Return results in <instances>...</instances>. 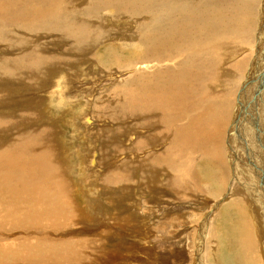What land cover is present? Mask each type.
<instances>
[{
  "label": "rangeland",
  "instance_id": "rangeland-1",
  "mask_svg": "<svg viewBox=\"0 0 264 264\" xmlns=\"http://www.w3.org/2000/svg\"><path fill=\"white\" fill-rule=\"evenodd\" d=\"M69 1H71L70 4L73 5L82 3L84 7L81 8L88 6L85 0H65L64 2L67 4ZM95 1L96 4L104 6L103 2L102 4L98 2L103 0ZM119 1L120 0L113 1V7L119 9V12L115 13L114 10L113 12L110 10L109 13V10H101L103 13L101 14V11H99V16L101 15V19L103 18L101 23L107 18L106 21L108 24H106V26L99 24L97 21L92 22V26L95 27L96 31L99 33L96 42L100 41L96 43L95 49L90 50L85 56H82L79 51L70 54V52L74 50L72 44L70 42L64 45L58 43L60 33L57 32H33V35H25V30L17 29L19 27L16 25L15 31L11 27L12 25L0 28V38L1 35L5 37H8L7 34L12 36V38H9V45H7V41L1 42L0 40V67L9 70L11 74H21L25 76L27 78L26 84L32 81L30 78L32 74H34L32 77H37L40 71L43 73L44 69H47L46 65H37L32 68L31 53L35 54L37 44H41L42 41L45 44L43 45V49H39L41 55L56 56L43 58L36 54L38 58L46 64H52L53 62L64 64L66 61H69L70 64L66 66H71L69 71L72 73L69 74V72H64L65 75H62L63 77L65 76L64 78L57 76L55 79L53 78V74V76H49V80L46 79L47 82L51 80L49 84L47 82L45 83L46 80L44 81L43 79L34 80L32 84L36 86L37 83V89L33 88L34 86H31L32 89L31 87H25L22 81H13L12 77H9L10 75L8 76L9 79L3 76V79H1L2 81L0 80V93L3 96L0 102V112H3L0 113V117L3 119L2 121H9L12 128L20 127L21 125L26 127L24 121L29 118V121L33 123V127L42 125L43 127H51V129L53 127V130H56L54 131L55 138L53 135H50L52 141L48 143V145L53 149V152L58 154L57 162L60 164L61 174L62 176L63 174L65 175L64 179H66L68 185L70 187L72 185L69 195L74 204V208H76L73 209L80 212L83 218V220H78L79 222L76 221V224L69 226L67 231L72 230L71 232H73L75 236L87 240L93 237L96 239L102 238L103 240L100 242L103 243L102 241H104V243H107L108 246H110L108 250L113 252H111L110 255L106 254V252L102 253L100 264H240L237 262V259H239V261L245 259V263L249 261L250 258L242 259L244 252L239 250V248L241 249L239 245L240 242L234 235V232L230 231L244 224V221H241L242 218L240 217L241 209L247 216L246 220L251 224L250 230L252 231V238L255 241L254 250L251 252L255 262L252 260L249 264H264V214L262 218L259 215L260 211L264 213V192L261 190L263 187L256 175L258 168L249 166L252 162L249 161L248 155L245 154V150L255 151L254 144L251 140L258 138L260 129V131L264 130V125L262 126L260 124V120H264V114H261L264 113V20L262 18L264 16V0L218 1V4H214L215 7H212L213 5H205V9L197 15L199 18L198 25L202 27L200 28L202 35L205 34V29L209 31L207 34V37H209L208 44L210 43L211 45L213 42L220 44L212 48L207 47L210 46L208 44L203 45L202 49L204 48L205 50L203 52L205 58H203V65L207 66V71H210V73H207L210 75L208 85L211 86L206 87L202 85L201 88L195 91V93H200L203 87L204 91L201 93H207L205 90H210L206 96L209 99L206 100L205 96H202L204 103L207 104L205 105L202 103L201 106H196L193 109H203L209 115L203 113L198 117L195 112L187 111L189 108L186 106V103L190 102L196 105L192 100V96L181 99V103L178 102L177 104L178 108L176 110L170 108V112L173 111L175 114H179L181 120L178 121V123L185 121L187 124L197 127L208 125L211 127V130L207 137L202 136L195 142L189 143V145L191 144L194 146L191 154L184 148L185 144H178L176 145L177 147L185 149L183 156L176 157L177 159L170 160L163 164L160 161L161 156L164 155V157H168L170 154L168 149L172 147H170L172 137L169 135L171 132H174V129L170 126L168 131L165 129L167 127L166 124H168L169 120L172 121V119L171 116H169L170 119L167 116L163 121H160V118H163V116H161V113L156 107V101L153 97V84L146 85L138 78L139 75H144V73L152 75V73L157 72V70L174 66H172L171 63L165 65L163 62L159 64L152 62V64H150L151 67H148L147 63L139 62V60L134 59V53L130 54L126 52L128 49L133 51L140 49L139 44L132 42L133 39L130 38L133 33H139L140 27L136 17L122 14L124 11L121 9L120 4L125 5V3L119 4ZM127 1H129V3L139 4V7H143V9L147 8L145 4L146 0ZM40 2L39 0H34L35 4H40ZM229 11L235 14L232 19L229 16ZM213 12L216 14V17H218L217 20L211 18V16H214ZM104 14L106 17H104ZM110 14L115 17H112ZM144 15L145 12L140 17L144 19ZM161 15L165 16L166 14ZM110 19H112L113 22L112 20L110 21ZM203 23L205 26L207 25L206 27L208 28H206ZM42 28L44 29V27ZM260 29H262V32L260 31L261 33L259 32ZM259 33L263 37L262 40L259 39ZM27 37L29 43L26 47ZM30 38L34 39L36 42L33 48L31 45L32 43L30 44ZM120 38L123 40H120ZM203 40H205V37ZM260 42L262 44L259 46ZM221 43H223V45ZM236 46L239 47L236 49ZM223 47H225V49ZM257 48L262 52L261 56ZM109 51H111V53H109ZM257 52L259 56H256ZM128 54H130V56ZM210 54L212 57L209 56ZM58 56L62 59H59ZM96 56L100 59H97ZM115 58H118V63L114 62ZM212 62L214 64H212ZM153 64L156 67H152ZM29 68H32L30 74L27 73ZM234 69L236 71H234ZM54 70L55 67L52 68V71ZM74 72L77 73V75ZM247 73L251 74L252 80L251 85L248 87L249 90H244V92H246L244 93L246 94V100L243 102V106L239 107L245 111L246 118L243 122V133L239 130L240 134H236L235 148L233 147L239 155L236 160V164L238 163L239 166L237 165L238 167L236 169L238 178L236 177L232 183L231 172L233 164L229 155L230 146L229 148L227 146V136L230 131L228 129L236 118L238 104L243 98L242 92L239 97V91L243 81L247 78ZM78 74L82 77H78ZM59 78L63 79L62 83H64L59 84L57 87L55 85ZM65 78L70 79V82L68 79L65 80ZM53 89H55L53 94H48L46 96V93H50ZM123 89L129 90L130 93H125L123 97L122 95H112L114 90L124 93L122 92ZM219 92H221V94ZM59 93L69 95L68 102L64 103L66 106L62 105L63 107L59 109L56 107V103H52L49 107L48 104L45 106L43 105L45 108L42 110V103L40 105V102H43V99H45V101L47 98L52 99V96L58 97ZM142 93L143 100H136L135 98L141 97L139 94ZM218 94L223 99L225 96L227 97H225L224 100L222 99L223 102H220V100L217 99ZM198 95L200 96V94ZM6 98H9L8 104L3 103ZM226 98L229 100L227 101ZM69 100L72 101L69 102ZM115 100L120 103L124 101L125 108L127 109L132 103L136 104L140 116L134 115L132 120L133 129L131 131L129 129V116H127L126 125L121 127L116 121L126 116V113L124 111H119L117 108L113 110L115 106L113 104L107 106L110 102L113 103ZM37 101L39 102V106H37ZM106 102H108V104L103 106ZM9 103L10 105H14L11 106L10 109H5V106H8ZM22 103L24 105H22ZM96 103L98 107H101V110L106 112L102 114V118H98L99 114L98 116L93 115L96 109L94 106ZM68 104L70 106L74 105L78 109L74 106H69L68 108ZM208 105L212 106L211 115ZM108 107L110 110H107ZM17 109L19 113L22 111L20 114H28L26 115L28 117L25 116V120L19 123L18 126H15V123L18 121ZM215 110L217 111L216 114L213 113L216 112ZM6 111L9 113L7 114ZM255 111H257V113ZM110 114H113L115 118H110ZM209 119L211 122H209ZM38 121H40V124ZM147 122L150 123L151 126H147ZM164 122L167 123L165 124ZM26 128L30 129L32 126L29 125V127L27 126ZM240 128L242 129V126ZM108 132L112 133L111 136H115L114 133L117 134L118 141L124 146V149L126 148L125 154L119 153L121 149L117 146L113 138H102V136L107 137L105 133ZM15 133L19 134V131L17 130ZM163 133L168 134L167 136L169 137H164ZM178 133L183 135L186 134L184 131ZM153 137L155 139H153L155 141L154 146H152V143H147L149 139ZM241 139L244 141L242 142ZM243 143L247 148L243 146ZM201 145L205 147L204 152L200 149ZM77 148L80 153L77 155L78 157L74 154L78 153ZM187 154L190 155L189 160H187ZM254 159L256 161L253 160L254 163L252 164L257 163V159ZM179 162L182 166H187L190 163V167H192L190 174L188 173L184 176L186 172L182 173L183 181L179 179L180 173L178 176L177 172L181 165ZM123 164L129 166V170L127 172L125 171L126 176L122 175V177H124L123 180H117L113 185L109 184L112 187H108V185L104 183V179L107 175V171L112 170L110 166L113 165V168H121ZM192 170L194 172H192ZM249 180L251 183H247L250 182ZM73 184H75V186ZM122 186H126L125 193L121 192L123 191ZM252 186L254 189L251 193L247 194V190L250 191ZM228 187L229 189L232 188V194L234 187L237 188V190H242L244 195L248 197L251 196V198L254 196L258 199L256 201L258 206L256 211L259 215V222H256V219L253 217L252 210L249 209L250 207L248 208V203H244L246 201L244 196L241 197L238 194L234 195L235 199L237 197L236 202L242 201L243 203H239V208L237 206H232L234 203L231 202V199H229L230 197L227 198V195H229L227 193ZM260 191L263 193V196L259 194ZM109 198L110 201L113 202L110 204L112 210H114V212H112L113 216H120L121 213L126 216L129 214V220L127 222L124 221L126 224L121 222L119 224H114L113 227H107L108 225L105 218L110 221V217L109 207L105 201H108ZM96 201H102L104 203L99 214L98 211L97 213L94 212L93 204L96 203ZM216 204L217 207L214 208L209 220L205 223L207 227L203 235L204 241L201 239L200 242H197L200 239L199 232L202 231L201 223L203 217L205 213ZM115 209L119 210V212L117 210L115 212ZM238 212L240 215H238ZM102 213H104L103 216H105V218L99 221L98 226L100 228L92 232L91 228L94 226H90V224H92V221H96ZM100 229H102L101 232ZM261 230L263 236L260 235ZM109 232L112 235L109 234ZM103 233H105V235H102ZM199 244L201 248H199ZM102 249H104V247L100 248V250ZM200 249L201 252L196 259L195 255Z\"/></svg>",
  "mask_w": 264,
  "mask_h": 264
},
{
  "label": "bare ground",
  "instance_id": "bare-ground-1",
  "mask_svg": "<svg viewBox=\"0 0 264 264\" xmlns=\"http://www.w3.org/2000/svg\"><path fill=\"white\" fill-rule=\"evenodd\" d=\"M64 1L65 0H39L40 4H35L34 0H0V28L9 27V25H12L11 27L15 31L16 30L15 25H16L19 27L17 29L25 30V33H24L25 35H33L34 34L33 32H37V33H41V32L56 33L57 32V33H60L58 37V43H62V45H64V44H67V42L68 43L70 42L72 44L74 50H72L70 54H74L75 51L77 52L79 51L82 54V56L83 55L85 56V54H87L90 50L95 49L96 43H99L100 41L99 40L98 42H96L98 40L97 38H98L99 33L96 31L95 27L92 26V22L97 21L99 22V24L101 25L103 24L104 26H106V24H108L106 21L107 18H105L104 22L101 23V20H103V18L101 19L100 17L101 15L99 16L100 14L99 11L109 10V13H110V10L111 12H113L114 10L115 13L119 12V9H116V7H113V3H114L113 1H116V0L98 1L101 4L103 2L104 6L100 4H96L95 0H85V3H88V6L85 8H81V7H84L82 3H76L75 5H73V4H70L71 1L67 2V4H65ZM126 1L127 0L119 1V4L125 3V5L120 4L121 9H123L124 11L122 12V14H125L127 16L131 15L133 17H136L139 27H140V31L138 34L133 33L130 36V38L133 39L132 42L139 44L140 49L134 50V51L128 49L126 50V52L130 54L134 53L133 58L136 60H139V62L147 63L148 67H151L150 64H152V62L155 64H159L163 62V64L165 65L171 63L172 66H174V67H167L161 70H157V72H153L152 75H148L147 73H144V75H139V78H138V79H141L143 83L146 85L153 84L154 86L153 87V97H154V100L156 101V107L161 113V116H163V118H160V121H163L165 117L167 116L168 118L169 116H171V119H172V121L169 120L168 124H166L167 122L166 123L164 122L167 125V127L165 126L166 127L165 129L168 131L169 126H170L174 129V132H171V134L169 135L172 137L171 141L173 143V144L171 143L170 145V147L171 146L172 147L168 149L170 153L169 156L164 157V155H162L160 158V161L163 164L170 160L177 159L176 157L183 156V152L185 151V149L187 150L189 154H191L194 146L191 144L189 145V143L195 142L197 139H199L202 136L207 137L208 133L211 130V127L208 125H205L204 127H197L195 125H189L185 121L183 122L181 121L182 123H178V121L181 120L179 114L178 113L175 114L173 111L170 112V110L171 109L176 110L178 108L177 104L178 102H180L181 99L192 96V100L196 105L190 102L186 103V106L189 108V110L187 109V111L193 112V113L195 112L196 116L198 117L202 115L203 113H207L203 109L193 110L196 106H201V104L204 103L202 96H205L206 100L209 99L206 96H207V93H209L208 91L210 90L209 89L208 91L205 90L207 93H201L204 91V87H203L200 93H195V91L201 88L202 85H205L206 87L211 86V85H208L210 75L207 73V72L210 73V71H207V68H206L207 66L203 65V62H204L203 52L205 50L204 48L202 49L203 45H206L209 42V37H207V34L209 33V31L205 29V34L202 35V32L200 30V28L202 27L198 25L199 18L197 15L205 9V5L207 6L213 5L212 7H215L214 4H216L218 1H221V2H224V1L223 0H146L145 4L147 5V8L145 9H143V7H139L140 6L139 4L129 3V1H127L126 3ZM144 12H145V15H144L145 18L143 19V17H140V16H142ZM229 12L231 13V14L229 13V16L232 19L235 16V14L232 11H229ZM101 14H103L102 11H101ZM161 14H166V15L164 16ZM213 15L214 16H211V18L214 20L215 19L217 20L218 17H216V14L214 12H213ZM104 17H106V15ZM112 17H115V16L113 15ZM262 18L264 20V16ZM114 19H117V18H114ZM111 20L112 19H110V21ZM260 23H261V20H260ZM42 27H44V29ZM260 31L262 32V29H260L259 32ZM7 36L8 37L1 35L0 40L1 42L7 41V45H9V38H12V36H9L8 34ZM259 36H260L259 37L260 40H262V38L264 37V36L262 37L261 34ZM204 37H205V40H203ZM120 40H123V39L120 38ZM30 41H31L30 44L32 43L31 45L33 48L34 43L36 42L34 39H31V38H30ZM261 42L259 43V46L262 44ZM28 43H29V39L27 37L26 47L28 46L27 45ZM223 43L221 44L223 45ZM44 44L45 43L43 41L41 44L40 43L37 44V50H36L37 52L33 49L35 51V54L31 53L32 68H34L37 65L38 66L46 65L48 71L44 67L45 68V69L43 68L44 72L41 73L40 71L37 77L36 76L32 77L34 75L32 74L30 77L32 81H30L29 84H26L27 78L25 76L21 74H11L9 70L0 67V77H1L0 80L3 79V76H6L8 79L9 77H12L13 81L14 80H17L18 82L22 81L23 82L22 84L25 87L29 88L31 86H34L32 84L34 83V80H38V79L40 80L43 79L44 81L46 79L49 80V78L53 76V74H54L53 76L54 79L57 76H61L60 78H64L65 76L64 77L62 76V75H65L64 72H69V74H72L69 71L71 69V66H66L70 64L69 61H66L64 64H61L59 62H53L52 64H46L38 58V56H41L43 58H50V57L56 56V55L54 56L41 55L39 49H43ZM208 45H210V43ZM219 45H220L219 43L213 42L211 43L210 46H207V47L212 48V47H216ZM238 47L236 46L235 48L237 49ZM223 48L225 49V47ZM109 53H111V51H109ZM261 53L262 52L259 51L260 56H261ZM130 54L128 55L130 56ZM209 56H211V54ZM96 57L97 59L99 58L98 56ZM58 58L62 59L59 56ZM117 59L118 58H115L114 62L118 63L119 60ZM209 60H212V59H209ZM212 64L214 63L212 62ZM53 67H55L54 71H52ZM77 67H81V66H77ZM152 67H156V66L153 64ZM32 68H29L27 73L30 74L31 73L30 71L32 70ZM234 71L236 70L234 69ZM75 74L77 75V73ZM79 76L80 75L78 74V77ZM248 76L249 78H246V79H249L248 80L249 82L247 84L246 90L251 85V80H252L250 73H247V77ZM60 78L56 82L55 86L57 87L59 84L64 83V82L62 83L63 79H60ZM66 79L68 78H65V80ZM246 79L244 81H246ZM68 80L70 82V79ZM46 82L47 80L45 81V83ZM49 82L47 83L49 84ZM36 86H37V83H36ZM36 86H34L33 88L37 89ZM55 89L50 91V93H46V96L48 94H53ZM115 90L112 93V95H115V96L122 95L123 97L125 93H130L129 90L127 89H123L122 92L124 93H120L121 91H118L119 89L117 91ZM244 90L242 91V96H243L242 101L239 102L238 104L236 118L234 119V122L232 123L231 127L228 129L230 131H229V135L227 136V146L228 148L230 146L229 155L231 157L232 164H233L232 172H231L232 173V178H231L232 183L234 182V179H236L237 177L236 169L239 166L238 163L236 164V160L239 155L237 151H235L234 149L235 148L234 145L236 143V134L238 133L240 134L239 130H241V132L243 133V122L245 121V118H246L245 111L239 108L243 106V102L246 100V97H245L246 94H244L246 92H244ZM183 92H192V93H183ZM219 93L221 94V92ZM198 94H200V96ZM139 95H141V97L135 98V99L143 100V93ZM217 96L219 97V98L217 97V99L220 100V102H223L222 101L223 98L219 96V94ZM68 98H69V95L64 94V93H59L58 97L52 96V99L47 98L46 101L45 99H43L44 103L40 102V100L39 102H40V105L42 103V106H41L42 110L45 108L44 106L46 104H48V107H49V105L52 103L53 104L56 103L55 104L56 107L61 109V107L66 106L64 105V103L68 102ZM70 98L72 99L71 96ZM2 99H3V96L0 93V102ZM8 99L7 98L6 100L4 99L5 101L3 103L8 104ZM71 101L72 100H69V102ZM39 102L37 101V106H39ZM124 103H125L124 101L120 103L119 101L115 100L113 101V103L110 102L109 104L108 102H106L103 106H105L106 104H108L107 106H111V104H113L115 105L113 110L117 108L121 112L124 111L126 113V116H124L123 118H119L116 122L121 127L125 126L127 122V116H129V129L131 131L133 129L132 120H133L134 115L136 116H140V115H139L136 104L132 103L131 105H129L127 109L125 108ZM204 104L206 105L207 103H204ZM13 105L14 104L10 105L9 103L8 106H5V109H10V107ZM22 105L24 104L22 103ZM69 106L70 105L68 104L67 107L69 108ZM71 106H74V105H71ZM94 106L96 109L94 110L93 115L98 116L99 114L98 118H102V114L106 112L104 110H101V107H98L97 103ZM74 107L77 108L76 106ZM211 107H212L211 105H208L210 115L212 113ZM79 108L82 109L81 107ZM71 109H68V110H71ZM103 109H106V108H103ZM107 110H110L109 107ZM255 112L257 113V111ZM0 113H3V112H0ZM8 113L9 112H7V114ZM20 113L18 110L17 111L18 121L15 123V126H18L19 123L23 122L25 120L24 119L25 116L28 115V114L24 115ZM213 113L216 114L217 111ZM261 114L263 115L264 113H261ZM207 115L209 114L207 113ZM109 117L112 119L115 118L113 114H110ZM2 120L3 119L0 117V264H100L102 253L106 252V254L110 255V253L113 252V251L108 250L110 249L109 248L110 246H108L107 243H104V241H102L103 243H101L100 241L103 240L102 238L96 239L93 237L87 240L85 238H80L78 236H75L74 233L71 232L72 230L67 231V228L69 226L76 224L75 223L76 221L83 220V218L81 217L80 212H77V210H74L76 208H74V204L69 195L72 185L70 187L66 179H64L65 175L63 174L62 176L61 174L60 166H59L60 164L57 162L58 154L53 152V149L48 145V143L52 141V139L50 138V135H53V137L55 138L54 131L56 130L55 129L53 130V127L51 129V127H48L47 125H46L47 127H43L42 125L41 126L36 125L33 127V123L29 121V118L28 120H25L24 123L26 127L27 126L29 127V125H31L32 128L30 129H27L24 125H21L20 127L12 128V126L9 124V121H2ZM43 121L46 122L45 120ZM209 122H211L210 119H209ZM38 123L40 124V121H38ZM260 124L263 126L264 120L261 119ZM146 125L151 126L150 123ZM241 126H242V129L240 128ZM73 127L75 128L74 125ZM17 130L19 131V134L15 133ZM166 130H163V131H166ZM260 130L258 133L259 134L258 138H256L257 140L250 139L254 144L255 151L245 150L246 152L245 154L248 155L249 161H251L252 163H254L253 162V160H255L254 158L257 159L256 164L251 163L249 164V166L252 168L253 166L258 168L256 175L262 184L263 188H261V190L264 192V152H263L264 151V143H263L264 142V130L262 131ZM181 131L186 132V134L183 135V134L178 133ZM111 134L112 133L110 132L105 133L107 137L102 136V138L104 139L113 138L117 146L121 149L119 153L125 154L126 148L124 149V146L118 141L117 134L114 133L115 136H111ZM163 134H164V137H169L167 136L168 134H165V133ZM42 139H45V140H42ZM153 139L154 137L152 139H149L147 143H152V146H154L155 139L154 140ZM243 141L244 140H242V142ZM179 142H184V143H179ZM178 144H185L184 145L185 149H181L180 147H177L176 145ZM195 145H198V144H195ZM243 146L246 147L244 143H243ZM204 148L205 147L201 145L200 149H202L203 152H204ZM77 151H78L77 154L74 153L75 156L80 154L78 148H77ZM189 154H187L186 156L187 160L190 159ZM179 164L181 163L179 162ZM128 167L129 166H126L123 164L121 168H113V165H111L110 168L112 170L107 171V175L104 179V183H106L108 187H112L110 185H113L117 180H120V181L123 180L124 177H122V175L126 176L125 171L127 172L129 170ZM191 168L192 167H190V163L187 166H182V164L180 165L177 172H178V176L180 173L179 179H181V181H183L182 173L186 172L184 176H186L188 173L190 174ZM192 172L194 171L192 170ZM247 183H251V181ZM73 185L75 186V184ZM234 187H233L234 189L233 194H232V188L229 189V187H228V192H227L229 195L226 194L227 198L230 197L229 199H231V202L234 203V205L232 206L238 207L240 204L243 203L242 201L236 202L237 197L235 199L234 195L238 194L241 197L244 196L246 200V201L244 200L245 201L244 203L245 204L248 203L247 204L248 208L250 207L249 209L252 210L253 217L256 219V222H259L258 220L259 215L262 218L264 213L260 211L258 215L256 211V208H258L256 201L258 199H256L254 196H252V198L251 196L248 197L242 193L243 192L242 190H237V188H234ZM253 189L254 187L252 186L250 191L247 190V194L251 193ZM122 190L123 191L121 192L125 193L126 186H122ZM259 194L263 196V193L261 191L259 192ZM105 203L109 207L108 209H109L110 221L107 220L105 216H103L104 213H102V215H99L96 221H92V224H90V226H94L93 228H91L92 232L97 231L100 228L98 224H99V221L102 220V218H105L107 225H108V226L106 225L107 227L109 226L113 227L114 224H119L124 221L127 222L129 220V217H130L129 214L126 216L125 214L121 213L120 216L117 215L118 217L112 215V212H114V210H112L110 206V204L113 203L112 201H110V198L108 199V201H105ZM103 204L104 203L102 201H96V203L93 204L94 212L97 213L98 211V214H99V211L102 208ZM215 207H217V204L214 205L209 211L205 213L202 223H201L202 231L199 232L200 239L199 240L197 239L198 240L197 242H200L201 239L202 241H204L203 235L205 234L206 227H207L205 223L209 220V217ZM116 210L117 209H115V212ZM117 211L119 212V210ZM238 215H240L239 212H238ZM240 217L242 218L241 221H244V224L242 226L235 227L231 229L230 231L234 232V235L237 237V239L240 242L239 245L241 249L239 248V250L244 252L242 259L243 258L248 259V257L250 258L249 261H246L245 263H244L245 259L243 261L242 260L239 261V259H237V262L240 264H249L254 259L252 258L253 255H251V252H253L254 250L255 241L252 238L253 237L252 231L250 230L251 224L246 220L247 216L242 209H241ZM125 222L124 224H126ZM101 231L102 229H100V232ZM109 234L111 233L109 232ZM102 235H105V233H103ZM260 235L263 236L262 230L260 231ZM102 247H104V249L100 250V248ZM199 248H201V245L199 246ZM200 252H201V249L196 253L195 255L196 259Z\"/></svg>",
  "mask_w": 264,
  "mask_h": 264
},
{
  "label": "water",
  "instance_id": "water-1",
  "mask_svg": "<svg viewBox=\"0 0 264 264\" xmlns=\"http://www.w3.org/2000/svg\"><path fill=\"white\" fill-rule=\"evenodd\" d=\"M258 55V52L256 53V56ZM255 56V57H256ZM247 78H249V77H247ZM249 79H246V81H244L243 83H242V85H241V88H240V91H239V97L241 96V92L244 90V89H246L247 88V84H248V81Z\"/></svg>",
  "mask_w": 264,
  "mask_h": 264
}]
</instances>
